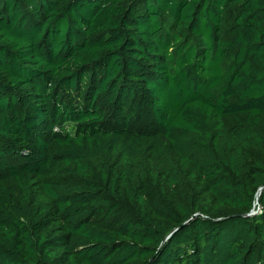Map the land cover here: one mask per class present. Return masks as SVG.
Here are the masks:
<instances>
[{"label":"trees","instance_id":"1","mask_svg":"<svg viewBox=\"0 0 264 264\" xmlns=\"http://www.w3.org/2000/svg\"><path fill=\"white\" fill-rule=\"evenodd\" d=\"M0 264H264V0H0Z\"/></svg>","mask_w":264,"mask_h":264},{"label":"built area","instance_id":"2","mask_svg":"<svg viewBox=\"0 0 264 264\" xmlns=\"http://www.w3.org/2000/svg\"><path fill=\"white\" fill-rule=\"evenodd\" d=\"M259 212H260V207H259L258 204H257V208H256V210H254V211L252 212V215L258 214Z\"/></svg>","mask_w":264,"mask_h":264},{"label":"water","instance_id":"3","mask_svg":"<svg viewBox=\"0 0 264 264\" xmlns=\"http://www.w3.org/2000/svg\"><path fill=\"white\" fill-rule=\"evenodd\" d=\"M261 192H259V195H260Z\"/></svg>","mask_w":264,"mask_h":264}]
</instances>
